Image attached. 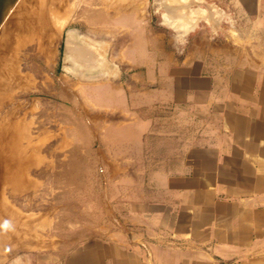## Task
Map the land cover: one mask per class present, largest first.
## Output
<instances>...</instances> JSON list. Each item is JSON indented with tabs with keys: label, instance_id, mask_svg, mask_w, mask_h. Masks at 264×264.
Here are the masks:
<instances>
[{
	"label": "crops",
	"instance_id": "0c3cea01",
	"mask_svg": "<svg viewBox=\"0 0 264 264\" xmlns=\"http://www.w3.org/2000/svg\"><path fill=\"white\" fill-rule=\"evenodd\" d=\"M228 2L264 13V0ZM142 38L132 74L87 87L90 163L103 169L92 179L104 183L86 210L102 216L8 205L0 264H264V59Z\"/></svg>",
	"mask_w": 264,
	"mask_h": 264
},
{
	"label": "rangeland",
	"instance_id": "374dc122",
	"mask_svg": "<svg viewBox=\"0 0 264 264\" xmlns=\"http://www.w3.org/2000/svg\"><path fill=\"white\" fill-rule=\"evenodd\" d=\"M228 1L16 0L0 16V231L8 205L68 223L102 216L86 210L104 183L92 179L103 169L90 163L87 87L94 78L119 83L132 74L127 56H140L131 46L142 35L178 53L229 44L243 58L264 59V13H236ZM80 42L92 50L93 66L72 60L69 49Z\"/></svg>",
	"mask_w": 264,
	"mask_h": 264
},
{
	"label": "water",
	"instance_id": "95a60500",
	"mask_svg": "<svg viewBox=\"0 0 264 264\" xmlns=\"http://www.w3.org/2000/svg\"><path fill=\"white\" fill-rule=\"evenodd\" d=\"M1 4H2V0H0V7H1ZM72 48L69 50H73V59L72 60H74V62L79 61V63H81V64H82V62L83 63L85 62L88 67H90L91 65L92 66L94 65V63H95L94 62V54L90 48L86 49L84 47V45H82L81 42L78 44H75L74 48L73 49Z\"/></svg>",
	"mask_w": 264,
	"mask_h": 264
},
{
	"label": "bare ground",
	"instance_id": "6f19581e",
	"mask_svg": "<svg viewBox=\"0 0 264 264\" xmlns=\"http://www.w3.org/2000/svg\"><path fill=\"white\" fill-rule=\"evenodd\" d=\"M15 1L16 0H2V4H1V7H0V16L4 15L5 12H7L10 9V7H12V4H14Z\"/></svg>",
	"mask_w": 264,
	"mask_h": 264
}]
</instances>
